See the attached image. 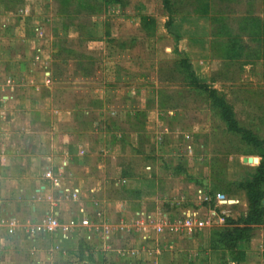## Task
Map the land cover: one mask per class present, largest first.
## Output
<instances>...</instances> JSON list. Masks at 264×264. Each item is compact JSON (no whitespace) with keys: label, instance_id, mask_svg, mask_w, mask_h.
Segmentation results:
<instances>
[{"label":"crops","instance_id":"crops-1","mask_svg":"<svg viewBox=\"0 0 264 264\" xmlns=\"http://www.w3.org/2000/svg\"><path fill=\"white\" fill-rule=\"evenodd\" d=\"M52 38L49 18L33 13L28 4L19 14L0 15V217L35 221L49 212L62 223L83 215L96 222L102 218L118 223L131 219L138 210L153 211L159 206L174 214L180 196H186L185 206L193 204L195 191L205 188L185 180L191 188L186 192L176 182L178 176L168 170L176 162L159 159L158 146L171 132L163 123L149 131L140 123L141 117L145 121L153 113L148 99L135 106L129 103L132 92H128L125 110H116L108 101L107 88L119 86L120 80L108 81L104 75L95 81L91 73L76 75L73 82L100 85V89L91 87L85 95L75 93L78 87L71 97L55 102L51 62L58 49L52 46ZM11 44L14 49L2 62L3 47ZM101 70L105 73L106 66L101 65ZM46 73L50 83H46ZM7 78L12 80L9 85ZM121 112L126 124L118 119V125L110 117ZM166 115L173 116L174 110H166ZM186 132L182 131V137ZM138 137L145 138L139 154ZM124 154L133 160L123 161ZM242 157V164H253L244 163ZM63 159L66 165L61 169ZM67 187L80 189L78 200L63 191ZM243 205L245 214L246 197ZM110 211L115 213L113 220L107 216ZM211 230L173 237L171 248L166 238L158 236L145 244L136 237L116 235L114 245L140 249L134 259L104 251L96 241L88 242L83 227L39 237H28L20 229L10 234L1 227L0 264H150L154 255L163 264H233L212 244ZM260 243H264V224L255 227L240 264H264Z\"/></svg>","mask_w":264,"mask_h":264},{"label":"rangeland","instance_id":"rangeland-1","mask_svg":"<svg viewBox=\"0 0 264 264\" xmlns=\"http://www.w3.org/2000/svg\"><path fill=\"white\" fill-rule=\"evenodd\" d=\"M90 1L0 0L2 16L12 11L19 14L28 4L33 13L49 18L52 46L58 49L51 62L54 73L51 93L55 102L71 97L78 87L80 90L75 93L85 95L91 87L100 89V85L73 82L76 75L92 73L95 81L104 75L108 81L117 77L119 86L107 88L110 105L125 110L127 93L132 92L129 103L136 106L141 99H148L153 109L145 121L144 117L140 119L146 131L159 123L170 130L158 146L161 161L186 162L188 172L198 180L204 178L214 189L216 173L219 177L225 173L226 179L249 178L257 164L244 165L241 157H260L244 154L252 148L226 130L216 110L179 78L172 62L178 55L186 54L196 77L223 93L233 105L240 124L264 137V54L230 56L226 49L228 37L233 34L243 36L244 44L255 48V42L246 36V19L256 16L264 20V0H173V33L165 27L168 18L160 0H127V5H119L108 14L81 11L78 4ZM143 16H148L146 28L140 21ZM13 49L12 44L3 47L2 62L7 61L8 52ZM70 49L78 55L71 54ZM101 65L106 66L105 73ZM168 109L174 110L173 116L166 115ZM121 115L122 112L110 118L118 125V119L126 124V115ZM182 131L192 133L191 159L184 155L186 142ZM144 139L138 137L137 154ZM121 158L133 160L129 154ZM168 170L171 173V168ZM176 182L189 193L191 188L183 176L178 175ZM216 191L225 193L208 192L212 196ZM230 195L239 200L231 214L236 218L243 214L245 195L243 191ZM107 216L113 220L115 213L110 211Z\"/></svg>","mask_w":264,"mask_h":264},{"label":"trees","instance_id":"trees-1","mask_svg":"<svg viewBox=\"0 0 264 264\" xmlns=\"http://www.w3.org/2000/svg\"><path fill=\"white\" fill-rule=\"evenodd\" d=\"M160 1L168 18L165 22V27L173 33L172 26L175 16H172V12L174 11V1ZM127 3V0H91L87 3L78 4V7L81 11L85 10L96 14H108L111 9L117 8L119 5L125 6ZM147 17L148 16H143L140 19L143 28L147 27ZM246 28L248 29L246 36H248L251 41L255 42V48L245 45L243 36L233 34L228 37L226 44V49L227 52L231 54L230 56L247 57L252 52L264 54V20H260L256 16H251L246 19ZM78 36L81 37L80 34H78ZM70 52L74 56L78 55L71 49ZM77 60L80 59L78 58ZM172 66L176 72L180 73L179 78L183 80L189 88L203 95L209 104L216 110L226 130L252 148V150L244 154H255L260 157L258 164L253 166L254 171L249 178L226 179L225 173L220 177L216 173V183L214 184L216 189L212 188V185H207L205 179L198 180L197 177L190 174L187 170L186 162L182 160L178 161L175 166L170 167L173 175H181L186 181L193 182L196 185L199 184L207 191L222 190L228 197L231 196L230 194L238 191L244 192L247 202L245 214L239 215L236 218L227 216L223 226L211 230L212 244L222 249L224 256L226 254L228 260L233 264H240L244 260L247 246L254 236L255 227L264 224V137H260L251 128L240 124L233 105L226 100L223 93L210 84L200 81L196 77L190 59L186 54L178 55L172 62ZM86 73H89V71L86 70ZM150 182L151 181H149V183ZM137 192L138 191H134L133 195L139 197Z\"/></svg>","mask_w":264,"mask_h":264},{"label":"built area","instance_id":"built-area-1","mask_svg":"<svg viewBox=\"0 0 264 264\" xmlns=\"http://www.w3.org/2000/svg\"><path fill=\"white\" fill-rule=\"evenodd\" d=\"M46 83H50V75H45ZM9 85L12 83L11 78L6 79ZM191 135L184 133L183 140L186 142L184 146V155L193 157V145L190 142ZM82 152V151H81ZM200 160V158H198ZM188 160V159H187ZM189 162V161H188ZM254 164V163H253ZM66 160L63 159L60 168L63 169ZM50 175V173H48ZM53 181L58 184V179ZM63 191L68 194L70 199L78 200L80 197V189L64 188ZM193 197V204L185 206L183 203L186 196H180L176 202V212L172 214L165 206H159L153 211L138 210L129 220H121L118 223L108 222L100 218V222L90 220L88 216L83 215L79 220L73 217L66 223L60 220L52 213H44L35 221H24L16 219V217H0V228L6 227L8 233L14 234L20 229L24 235L28 237H39L53 235L58 230H75L79 227L85 228V239L98 242L100 249L104 251H114L121 258L130 257L137 258L140 249L134 247H124L114 245L115 236L120 237H136L141 243L147 244L154 240L155 236L166 238L168 247L171 248L169 239L178 235H190L194 232L205 229H213L221 227L225 224V218L231 216L232 207L238 203L234 197H228L221 191H216L212 196L208 191L197 189ZM96 206L98 203H94ZM98 216L101 213H97ZM95 245V244H94ZM59 249V245L54 247ZM259 250L264 252V243L259 244ZM150 264H163L157 255H154Z\"/></svg>","mask_w":264,"mask_h":264},{"label":"water","instance_id":"water-1","mask_svg":"<svg viewBox=\"0 0 264 264\" xmlns=\"http://www.w3.org/2000/svg\"><path fill=\"white\" fill-rule=\"evenodd\" d=\"M242 161L244 162V163H255V164H258V162H259V158L258 157H256V156H243L242 157Z\"/></svg>","mask_w":264,"mask_h":264}]
</instances>
